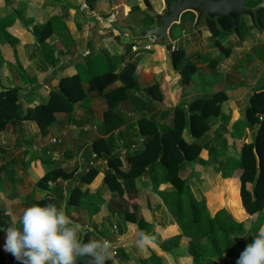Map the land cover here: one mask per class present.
Wrapping results in <instances>:
<instances>
[{
	"label": "crops",
	"instance_id": "0c3cea01",
	"mask_svg": "<svg viewBox=\"0 0 264 264\" xmlns=\"http://www.w3.org/2000/svg\"><path fill=\"white\" fill-rule=\"evenodd\" d=\"M27 1L29 2V0ZM137 1L139 3V0ZM144 1L150 5L153 2L152 0ZM156 1L160 3V0ZM81 4L84 9L83 13L77 12L81 15L79 18L82 22L80 23L86 22L87 27L90 28L93 22L88 21V19L89 16L93 15V9L91 10L86 6L84 0H81ZM72 10L71 13L74 14L78 11L76 8ZM71 13L69 12L68 18L64 20L57 14L65 23L69 34L64 33V36L51 35L49 37L51 41L46 48L41 49L37 46L36 53L33 54L29 45L25 47L26 44L20 43L24 54L22 56L21 53L19 55L17 52L18 59L15 58L13 68L17 73L16 75L19 76L16 79L22 84V91H19V101H17L22 114L30 108L42 103L46 104L51 91L59 92V82L62 78L74 76L77 73H85L83 64L87 59L89 61L96 57H102L101 60H103L107 55L113 64V58H115L117 68L113 74L117 76V79L112 85L103 88V90L90 89L88 82L81 83L82 99L72 106L71 111L55 113L54 122L46 128L47 131L45 129V135H42L40 128L33 121L15 120L6 124L5 128L0 131V211L13 224L14 221H18V217L24 208L52 195L61 201L59 204L63 206L65 214L75 224L81 225L83 228L93 226L96 228L95 231L104 230V227H106L104 224H109L110 219L119 223L121 217H124L118 212L119 196L116 198L112 196L116 192H111L104 181L106 173L111 171L107 166L108 158L97 156L92 150L93 143L97 139H101L107 144L111 139L110 144H108L111 158H121L141 152L140 148L142 146L140 148L135 147L139 144V142L137 143L139 139L142 138L143 142L145 141L137 130L139 120L155 117L162 124L159 125L160 128L166 129L170 127L171 116L181 103H185L187 110V105L192 101L210 98L219 92H223L227 100L221 105L218 116L212 115L207 118L208 132L220 125L219 130L226 133L229 140L228 138L220 139L218 135L206 134L208 132L199 139L194 140L201 147L199 160L196 163L184 162L181 165L179 174L182 180H187L193 192L196 190L199 194L198 189L200 188L209 193L210 179L212 180V174L216 175L212 171L215 160L218 159L224 161V163L232 159L238 160L239 158L235 154V143H251L253 131L255 132L258 128V126L247 127L241 116L248 106L250 98L254 95L253 93L264 91V54L253 57L256 58L253 63L258 64L260 70L256 79H252L256 71L250 70L251 65L247 67L251 77L248 75L243 76L241 73L245 69L244 63L247 61L244 56L246 57L247 53L252 52L256 43L252 42V38L247 37L246 33H242L243 45H239L238 48L235 47L233 50L237 55L240 54L239 58L235 60L236 55H234L232 56L233 62H229L228 59H219V51L216 47L204 42L201 45L202 42H199L202 41L205 35H210L205 24L204 26L202 24L205 19L201 20L197 29L192 27L191 30L186 31L183 28L182 31L185 33L182 37L194 34L199 43L189 46V53L185 57L194 66V72L188 73L189 78L182 81L180 72L174 69L171 63V53L173 51L179 49L184 52L178 46L181 37L171 39L172 51H166L158 43H152L147 48H139L133 51L132 46L137 44L122 42V32L120 33L115 26L101 30L97 25L96 18H99L101 22H115L119 27L128 28V26L120 23L118 15L105 19L101 14H98L93 15L95 24L93 34L79 45L77 39L81 33L71 27ZM52 16H55V14H52ZM22 17L21 14L19 18ZM137 18L140 17H135V20ZM41 21L35 26L46 23L43 22V19ZM141 23L145 24L144 21H141ZM33 27L29 29V32L37 37L33 33ZM108 31L112 33V38L103 37ZM139 31L141 30L135 33ZM257 33L262 35L264 30H257ZM65 42L68 44L65 45ZM249 43L251 44L248 46ZM71 44L73 47L75 46L77 51V54L75 53L72 58L69 57L67 52ZM3 46L1 45V47ZM16 49L18 50L17 47ZM242 49L243 51L239 53ZM47 51H50V53L47 54ZM143 53L145 55H142ZM34 56H38L41 61ZM94 63H98V61L94 60ZM127 65H131L133 70L120 76ZM32 67L34 69L40 68L39 71H42V68L45 69L49 75V80L46 82L39 80ZM106 67L109 68L110 64H106ZM100 72L101 68L97 74ZM37 82L42 84L41 88H34ZM10 86L18 87L15 78L0 77V90L5 91ZM107 115L109 121L105 123L104 116ZM222 115L225 116L224 125L221 122ZM119 118L124 121L120 126L117 124ZM162 118L163 120H161ZM235 132H239L238 137L234 135ZM240 133L243 134L242 137ZM111 135L112 138H110ZM188 136H185L184 129L182 138L186 143H191L193 140L190 134ZM54 139H57V144L52 142ZM50 152H53V156L55 155L57 158H50ZM47 161H50L51 167H48ZM88 166L94 167L97 170V175L90 183L76 181L75 185L81 192L78 205L66 203L69 189L72 188L70 180L50 181L47 186L39 184L44 175L56 168L68 171L78 170L77 172L81 173L85 172ZM121 170L123 171L125 168L122 167ZM77 172H75L74 177L77 176ZM204 177L208 178L209 184L201 186L199 183L201 178ZM142 180H148L143 184L144 187L140 184ZM148 183L150 190L158 198L159 196L154 190V184L151 182L150 176L145 174L133 181L126 182V194L129 199L126 205L128 207L133 202L134 204L137 203L140 208V201L137 199L134 190L144 189ZM173 190L175 188L169 183H161L158 186V191L172 192ZM60 194L65 196L64 200L60 199ZM109 202L116 211L114 214H111L108 208ZM162 209H164L163 206ZM139 211V215H143L142 217L146 223H153L152 232L148 235L152 239L146 245L147 250L149 253L150 250H155L162 254L157 247V243L171 237V235L164 236L161 234V238L158 240L155 230L157 226L163 225L164 221L157 222L156 220L155 227L151 216L146 215L148 210L139 209ZM124 224H126V228L132 227V230H130L132 234H134L133 229H136L139 237L140 232L136 224L127 221ZM7 228L0 227V249L8 255L11 264H13L17 260L3 249ZM122 231L120 232L122 233ZM157 231L159 234V230ZM174 235L177 234H172V236ZM85 236L83 235V238ZM121 236H126V233L121 234ZM90 237L96 238L95 232L92 231ZM124 248H126L124 244L117 247V252L122 257ZM111 259L107 260L109 264Z\"/></svg>",
	"mask_w": 264,
	"mask_h": 264
},
{
	"label": "trees",
	"instance_id": "16d2710c",
	"mask_svg": "<svg viewBox=\"0 0 264 264\" xmlns=\"http://www.w3.org/2000/svg\"><path fill=\"white\" fill-rule=\"evenodd\" d=\"M22 1L27 2V0ZM3 2V9L0 12V45L12 42V34L8 32V28L22 14L20 10L11 6L10 0H3ZM84 2L91 10L93 9L94 0H84ZM255 20L257 26L264 30V6L255 10ZM205 26L214 41L220 29L232 31V21L229 17L219 18L214 21L207 18L205 19ZM33 33L40 37L41 41H44L51 35L64 36V33L69 34V31L61 18L55 15L43 25L34 26ZM241 35L242 31L240 30V37ZM67 44L65 42V45ZM216 44L218 47L220 46L219 43ZM103 52L107 53L106 51ZM180 53L181 50L179 49L171 53V63L173 68L180 72L181 80L184 81L189 78L188 73L194 72V66L186 58L181 64H178L176 59L179 57L176 56ZM15 58L18 59L17 52L15 53ZM101 58L96 57L89 61L87 59L83 64L85 73H77V75L62 78L59 82V92L51 91L46 104L42 103L30 108L23 114L21 107L16 102V89L0 92V131L10 121L29 120L35 122L43 133L54 122L55 113L71 111L72 106L82 99L81 83L88 82L90 89L93 90H103V88L112 85L117 79V76L113 74L117 68L116 59L113 58L112 64L111 59L107 55H105L103 60ZM94 60H97L98 63H94ZM108 63L110 64L109 68L106 67ZM100 68L101 72L97 74ZM131 70H133L132 66L127 65L120 76ZM224 100H226V95L223 92H219L210 98L192 101L187 105L186 113L178 107L174 111L170 127L166 129H159V125L154 118L139 120L137 122V130L139 135L145 139V147L141 152L121 158H111L108 145L111 139L107 144L101 139H97L93 143V152L97 156L108 158L107 166L111 171L106 173L104 181L111 192H118V212L124 216V219L127 222L136 224L139 232H144L146 235L152 232L153 223H146L143 217L138 214L139 205L133 202H131L129 207L126 205L129 200L126 194V182L133 181L146 174L150 176L151 182L154 184V190L163 202L165 213L179 231L177 235L157 243V247L162 254L155 250H150V256L146 264H174L176 253L181 248L182 239L186 240L185 250L191 257L193 264H198L200 259L204 257L210 259H232L234 264H236L240 253L248 243H251L254 237L251 236L247 241L240 240V235H244L247 231L244 228L243 221L236 218L235 215L239 216L246 213L248 217L255 218L252 225L253 234L264 225V91L254 94L244 111V117L251 126H258L255 130L254 142L243 144L240 149V158L238 160H229L224 165L226 169H241L239 195L245 212L236 205L238 201L236 189H231L232 195L229 197L230 202H228L234 215L227 208L217 206L213 196L208 195L207 192L200 188L198 189V198L191 190L187 180H182L179 176L181 165L184 162L196 163L199 160L201 147L194 140L199 139L208 130L207 118L220 114V105ZM260 116L262 119H260ZM104 117L105 123H108V115ZM118 124L121 125L120 121ZM184 126H187L190 137L193 140L191 143H186L182 138L181 133ZM110 138H112V135ZM254 149L258 156L259 164L257 163ZM159 157L160 159L158 160ZM122 167L125 170L122 171ZM77 171L56 168L44 175L39 184L47 186L50 181L70 180L72 188L69 189L66 203L78 205L81 192L75 185L76 181L90 183L96 177L97 170L88 166L85 172L79 173ZM75 172H77V176L74 177ZM161 183H169L175 190L172 192L158 191V186ZM208 184L209 180L207 177L201 178L199 185L206 186ZM60 199L64 200L65 196L60 194ZM60 202L51 195L35 203H52L60 207ZM108 208L111 214L116 212L110 202ZM5 220H8L9 223L6 224ZM11 225L12 223H10L8 217L0 211V227ZM90 234L92 235V233ZM89 239H92L90 235H86L83 238L84 241ZM89 260V257H81L78 258L77 264H90ZM0 264H11L8 255L3 253L1 249Z\"/></svg>",
	"mask_w": 264,
	"mask_h": 264
},
{
	"label": "rangeland",
	"instance_id": "374dc122",
	"mask_svg": "<svg viewBox=\"0 0 264 264\" xmlns=\"http://www.w3.org/2000/svg\"><path fill=\"white\" fill-rule=\"evenodd\" d=\"M152 1L153 2L151 3V5H148V8L150 10H152L153 12L160 11L162 9V4H160L156 0H152ZM10 3H11V6L13 8H15L17 10H21L23 17L21 19L18 17V19L15 21L14 25H12L10 28H8V32L13 34L12 35V42L10 44H8V43L4 44L3 47H1V45H0V67H1L0 77H5L7 79H9V78L14 79L15 78V81L17 82V86L19 88L16 86H10L6 90L13 89V88L16 89L17 101H19L18 93H19V91H22L21 90L22 84L20 82H18L19 81L18 79H16V77H19V76L16 75L17 73L13 67L15 64V53L18 52L19 55L21 53L22 56L24 54L23 47L20 46V43L26 44L25 47H27V45H29L32 48L33 54H35L36 53L35 50H36L37 46L40 47L41 49H44L48 46V44L51 41L49 37H47L44 41H41L39 39L40 37H35L31 32H29V29L31 27L42 22L41 19H43V22H47L50 19L49 16H52V14L53 15L58 14L64 20V19L68 18L69 12L70 13H71V11L73 12L72 9L76 8V10H78V11H76V14L71 13L72 18H71L70 23H71V27L73 29H76L81 33V35L77 39V43L79 45L81 43H84V40H87L88 38H90L91 34H93V32L95 30L93 15L101 14L105 19L111 18V16H113V15H116V16L118 15V20L120 21V23L122 25L128 26V28L132 29L134 32L141 30L145 26L148 27L149 23H151V21H152L151 17H149L144 11H141V7H140L137 0H94L93 10H92L93 15L89 16V19H88V21L93 22V25L90 28L87 27L86 22L80 23V22H82V20L79 18V17H81L80 13H83V10H84L83 6L81 4V0H31V1L29 0V2L27 1L26 3H22L20 0H10ZM67 4H69L71 6H67ZM3 5H4L3 0H0V12L3 9ZM244 5L249 7V8L256 10L257 8L264 6V0H244ZM138 6L140 9L138 8ZM77 12H80V13H77ZM135 17H140V18H137V20H135ZM187 17L186 16L184 17L185 22H183V25H181V24L173 25L172 30H171L170 35H169V37H171V39H175L178 37L182 38L181 41L178 43V46H180L184 50V52L181 50V53L176 56V57H179L178 59H176L178 64H181V62L184 60V58H186L184 56H186L187 53H189V50H188L189 46L191 44L194 46L198 42V40L194 34L188 35L186 37H182L181 31L183 28H185L186 31L191 30L192 27L194 28V22L192 21V19H193L192 14L187 15ZM141 21H144L145 24H142ZM75 24H76V26H75ZM202 24L204 26L205 21H203ZM240 30L242 31V33H246L247 37H251L252 42L256 43V44H254L252 52L247 53L246 57L244 56V59L246 58L247 61H245V63H244L245 69H243L241 71V73L243 74V76L248 75L249 77H251L250 71H249V69H247V67H250V65H251L250 70L256 71L255 75L252 77V79H256L259 76L260 70H259L258 64L253 63L254 61H256V58H253V57L254 56H262L264 54V33L262 35H259L260 33H257V29L254 28L253 26L252 27L250 26V22H249V19L247 17L242 18V20L240 22ZM87 32H88V34H87ZM76 33H77V31H76ZM111 36H112V33L110 31L106 32L103 35V37H105V38H109ZM242 38L243 37L241 35V39L238 40L233 31H225V30L220 29L219 34L216 35V37H215L216 42L212 38L211 34L205 35L202 38V41L200 40L199 42L200 43L202 42L201 45H203V42H204L205 44L208 43V45L216 47L217 50L219 51V59H224V60L228 59V60H230L229 62H233L232 56L236 55L235 60H238V58H239L240 54L237 55L236 53L233 52V50L235 47L238 48L239 45H243V39ZM216 43H219L220 46L218 47ZM250 44L251 43H249L248 46ZM16 47L18 48V50L16 49ZM246 49H248V48H246ZM242 51H243V49L240 50L239 53ZM67 52H68L70 58L74 57L73 55L75 53L77 54L76 48H75V46L73 47L72 44H71V47L68 48ZM49 53H50V51H47V54H49ZM142 55H145V53H143ZM34 57L37 58L38 56H34ZM37 59H39L41 61V59L39 57ZM43 65H45V64H43ZM32 69H33L34 74H36V76L39 78V80H43L45 82L49 80V75L46 73L45 69L43 70V68H42V71H39L40 68L34 69L32 67ZM41 86H42V84L37 82L34 88H41ZM0 92H2V90H0ZM258 93L259 92L253 93V94H258ZM226 100H227V98H226ZM226 100H224V101H226ZM223 102L221 103V105L223 104ZM221 105H220V110H221ZM178 107L186 113L185 103H181V105H179ZM245 109H244V111H245ZM244 111L241 114V116L243 117V122H244V124H246L247 127H252L251 124L249 123V121H247L246 118L244 117L245 116ZM153 118L155 119V122L158 125H162V124H160V120H157L155 117H153ZM172 118H173V115L171 116V123H172ZM142 119H144V118H142ZM260 119H262L261 116H260ZM161 120H163V118ZM119 121H120L121 125L124 123L123 119L119 118ZM221 122H222V125L225 124V116L224 115H222V117H221ZM217 123H220V122H217ZM219 127H220V125L218 127H216L215 129H212L211 132H208V130H209V128H208V130L206 131L208 133H206V132L205 133L208 135H211V134L218 135L220 137V139H227L228 138L227 134L221 132L219 130ZM159 129H161L160 126H159ZM184 129H185V136L187 137L189 134L187 126H184ZM184 129H183L181 134H183ZM46 131H47V129H46ZM46 131H44L42 133V135H45ZM234 135L238 137L239 132L238 133L235 132ZM240 135L242 137L243 134L240 133ZM255 135H256V132L253 131V139L251 140V142H254ZM141 139H139L137 141V143L139 142V144H137V146H135V147L140 148L142 146V148H140V149L143 150L145 147V141L143 142ZM228 140H229V138H228ZM232 143H233V141H232ZM235 145H236L235 146V150H236L235 154L237 155L238 158H240V149L243 145V142H237V143H235ZM213 152H215V151H213ZM254 152L256 154L255 149H254ZM49 156H50V158L52 157V159L54 157H56L55 155L53 156V152H50ZM215 159H216V157H215ZM256 159H258L257 154H256ZM46 163H47L48 167H51L50 161H47ZM212 163H213V161H212ZM224 165H225L224 161H219L218 159L215 160L213 167H212L213 168L212 171L216 175L212 174V180L210 179L211 184H210L209 189H208L210 192L209 193L207 191L206 192L208 193V195L213 196L214 202L217 206H219V207L223 206V207L227 208V210H229L232 214H234L232 212L231 208L229 207L230 203H228V202H230L229 197L232 195L230 192L231 189H236L237 197H238L237 198L238 201L236 202V205H237V207H239L240 209H242L245 212V210L242 206L241 200H240V195H239V186H240L239 176L241 173V169H236V170H232L229 168L226 169V167H224ZM184 178H186V177H184ZM147 181L148 180H142V182L140 183L142 185V187H144L143 184H145ZM134 192L137 195V199L140 201L141 206L139 209L148 210L146 215L149 214L151 216V220L154 222V226L156 225V220H157V222H163L164 221V224L161 226H157V228L155 230L156 234H157L156 237L158 238V240H160L161 234L164 236H170V235L172 236V234H174V233L178 234L179 231L174 226V224L171 222L170 218L165 213V210L162 209L163 204H162L161 199L159 197L157 198L155 196V194H153L152 191L150 190L149 183L146 185V187L144 189H140L138 191L134 190ZM193 193L197 194V191L195 190ZM112 196H114L116 198L119 196V194H118V192H116V194H113ZM196 196L198 197V195H196ZM227 203H228V205H227ZM104 209H106V208H104ZM263 212H264V208H263ZM138 214H140L139 210H138ZM244 214L239 215V216L234 214L236 218L243 221L244 228L247 231L244 234L245 236L240 237L241 241H247L250 239V237L253 234L252 233L253 232L252 231V225H253L254 220H255V218L248 217V215H246V213H244ZM140 216H143V215L141 214ZM125 221L126 220L124 219V217L123 218L121 217V221L119 223L116 220L111 221V219H110L108 222L109 224H104L106 226V227H104V230L99 229L97 231H95V229H96L95 227L87 226V227L83 228L84 229L83 235H91L90 233H92V231H93V232H95L96 238L92 237V239L101 240V241H103V240L109 241V243H110L109 253H110L111 258H112L110 264H146V263H148L150 253L147 250L146 245L143 248L136 246L135 241L139 238L137 235L136 229H133L134 234H132L130 231V230H132V227L126 228V224H124ZM5 223L8 224L9 223L8 220L7 221L5 220ZM93 225H95V224H93ZM121 230H123L122 233L120 232ZM157 230H159V234H158ZM87 232H90V233L87 234ZM123 233L124 234L126 233V236H121V234H123ZM185 241H186L185 239H182L181 248L176 253V259H175L174 264H193L191 261V257L188 255V253L185 250V245H186ZM123 244H124V246H126V248H124V254L122 257L117 252V247L118 246L120 247ZM18 263H19V261H15L13 264H18ZM89 263H90V260H89ZM106 264H109L108 261H106ZM171 264H173V263H171ZM198 264H234V260H232V259L229 260L227 258L210 259V258L204 257V258L200 259V262Z\"/></svg>",
	"mask_w": 264,
	"mask_h": 264
},
{
	"label": "clouds",
	"instance_id": "9594fccd",
	"mask_svg": "<svg viewBox=\"0 0 264 264\" xmlns=\"http://www.w3.org/2000/svg\"><path fill=\"white\" fill-rule=\"evenodd\" d=\"M83 232V227L65 214L63 206L34 203L8 226L3 249L20 264H77L81 257H89L90 264H105L110 260L109 241H84ZM252 236L236 264H264V226ZM151 239L140 232L135 244L143 248Z\"/></svg>",
	"mask_w": 264,
	"mask_h": 264
},
{
	"label": "water",
	"instance_id": "95a60500",
	"mask_svg": "<svg viewBox=\"0 0 264 264\" xmlns=\"http://www.w3.org/2000/svg\"><path fill=\"white\" fill-rule=\"evenodd\" d=\"M163 2V12L155 13L147 7L144 0H139L141 10L155 18V25L138 33H135L130 28L119 27L115 22H101L99 18H96V22L101 30L115 26L120 33L122 32V42L135 43L139 48L158 43L166 51H171L172 49V43L169 38L170 28L174 24L179 23L182 14L186 12H191L195 15V29H197L204 16L212 21L229 17L232 21V31L238 40L241 38L239 22L243 17L249 18L251 25L258 31L261 30L256 24L255 9L245 6L244 0H178L173 3L163 0ZM257 163L259 164L258 159Z\"/></svg>",
	"mask_w": 264,
	"mask_h": 264
},
{
	"label": "flooded vegetation",
	"instance_id": "af4514ba",
	"mask_svg": "<svg viewBox=\"0 0 264 264\" xmlns=\"http://www.w3.org/2000/svg\"><path fill=\"white\" fill-rule=\"evenodd\" d=\"M169 2H171V3H173V2H176V1H178V0H168ZM160 3L162 4V9L160 10V11H157V12H155V13H162L163 12V9H164V2H163V0H160ZM147 6L148 5H150L149 3L148 4H146ZM188 14H193V13H191V12H186V13H184V14H182V16H181V18H180V21H179V23H177V24H181V25H183V22H185V20H184V17L186 16L187 17V15ZM148 15V14H147ZM149 17H151L150 15H148ZM244 18V17H243ZM202 19H207V17L206 16H204ZM201 19V20H202ZM249 19V18H248ZM151 23H149V26L148 27H143L141 30H144V29H148V28H150L151 26H153V25H155V18H153V17H151ZM193 22L195 21V15L193 14ZM241 20H242V18L240 19V22H241ZM239 22V23H240ZM249 22H250V20H249ZM175 25V24H174ZM250 26H252L251 25V22H250ZM173 27V26H172ZM172 27L170 28V30H169V35H170V32H171V30H172ZM182 32V36L184 35V33L185 32H183V31H181ZM170 38V41H171V37H169Z\"/></svg>",
	"mask_w": 264,
	"mask_h": 264
},
{
	"label": "built area",
	"instance_id": "2783aa9c",
	"mask_svg": "<svg viewBox=\"0 0 264 264\" xmlns=\"http://www.w3.org/2000/svg\"><path fill=\"white\" fill-rule=\"evenodd\" d=\"M148 47V46H147ZM146 47V48H147ZM132 49H133V51H136V50H138L139 49V47H138V45H133L132 46ZM142 141H143V139H141ZM52 142L53 143H56L57 142V139H54V140H52ZM57 157H54L53 159H56Z\"/></svg>",
	"mask_w": 264,
	"mask_h": 264
}]
</instances>
